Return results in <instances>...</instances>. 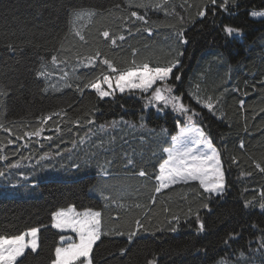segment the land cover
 <instances>
[{"label":"trees","instance_id":"obj_1","mask_svg":"<svg viewBox=\"0 0 264 264\" xmlns=\"http://www.w3.org/2000/svg\"><path fill=\"white\" fill-rule=\"evenodd\" d=\"M149 3L151 8L140 6ZM205 4L0 0V123L12 129H0V156L7 157L0 159L5 172L0 177V235L40 228L38 250L26 251L24 264H51L63 235L51 227L52 214L73 205L102 213L93 264H148L153 259L155 264H219L222 259L264 264V209L259 207L264 173L255 166L264 167V19L248 15L264 9V0H235V5L230 0L227 13L216 9L215 15L208 11L200 17ZM79 11L94 13L81 30L83 41L74 31L73 15ZM133 11L147 23L131 17ZM222 25L240 28L242 35L229 38ZM105 30L108 39L101 35ZM181 32L187 43L179 39ZM98 51L101 58L90 66L89 58ZM54 55L65 77V85L55 89L38 75L51 66ZM103 58L120 69L131 67L133 60L150 66L180 61L179 71H173L181 79L170 82L174 94L201 114L195 125L220 153L227 182L223 196H209L198 181L155 193V177L167 159L163 149L173 146L172 137L188 122L171 109L161 113L146 107L138 93L100 100L84 88L97 75L111 74ZM194 94L218 100L215 114L198 105ZM54 113L60 115L41 123ZM113 122L117 129L111 128ZM41 127L40 137L24 135ZM9 139L14 143L8 144ZM141 170L148 175L139 176ZM136 220L143 229L129 242Z\"/></svg>","mask_w":264,"mask_h":264},{"label":"snow or ice","instance_id":"obj_2","mask_svg":"<svg viewBox=\"0 0 264 264\" xmlns=\"http://www.w3.org/2000/svg\"><path fill=\"white\" fill-rule=\"evenodd\" d=\"M232 5H235V0H231ZM141 7L151 8L152 5L143 4ZM238 6V5H236ZM119 7V5H117ZM156 8H163V4L155 5ZM230 7V0H207L201 10L198 12L200 17L206 16L208 11H212L213 15L216 14V9H221L224 12H228ZM93 15L94 13L80 12L77 13L76 18L81 19L83 15ZM248 15L253 18H264V9L251 10ZM131 17H135L139 21L147 23L144 15H140L138 12L133 11L130 14ZM183 20V17H181ZM224 34L231 37H238L242 35L240 28L233 27L231 25H222ZM150 31V30H149ZM76 35L80 40H84L85 37L78 31ZM101 35L108 39L110 37L109 31L105 30ZM182 43H187L183 39V33L178 34ZM120 40H124V36H119ZM111 43L115 45L117 43L116 38L111 39ZM101 53L98 51L94 57L89 58V65L94 66L96 60L101 58ZM178 55H182L179 53ZM53 63L57 62V57L54 55L51 57ZM101 63L110 70L111 74L97 75L93 80H90L84 85V88L91 89L94 94L100 99L105 98L114 99L117 93L120 94H132L138 93L145 100V106H154L158 112H164L165 109H171L179 117H183L187 122V126L181 128L179 135L173 136V146L165 148L163 151L167 153V160L159 166V174L155 177L158 186L155 187V193H160L162 190L168 189L171 186L189 181H198L200 187L209 196L215 194V196H223L227 190L226 182V169L221 160L220 153L213 147L211 142L207 139L206 133L202 128L195 126V121L200 118L201 114L195 109L191 108L184 102L182 95L174 94V86L170 81H179L181 76L174 73V69H178L180 61L178 59L171 63L161 66H150L149 63H142L137 65L136 61L131 62V67L126 69L117 68L109 59L103 58ZM47 73L40 71L39 76L44 77ZM67 76V73H64ZM79 87V86H78ZM193 99L198 105H202L204 109H207L210 113L215 114V109L219 101H213L211 97L207 100H202L198 95H193ZM243 106V101L240 102ZM53 115L59 116L60 113L49 114L41 121L42 124H47L52 120ZM89 123L93 121L89 120ZM77 124L79 121L76 122ZM115 123V122H113ZM179 124V121H177ZM0 129L5 132L12 133L11 128L5 127L3 123H0ZM59 130V129H57ZM43 128H39L34 132H26L24 135L27 137H40ZM162 133H167V129H161ZM51 139V137H48ZM14 141L9 139L8 144H13ZM244 147L243 144L240 145ZM0 159L6 160V156H0ZM132 161L130 160L129 163ZM232 163L238 164V161L233 158ZM16 165H13L15 167ZM260 172L264 173V167L260 164L255 165ZM141 177H146L148 174L141 170L138 173ZM5 176V172L0 171V177ZM260 197L264 199V191L259 193ZM152 203H155V197H153ZM251 202H245V207H249ZM140 207V205H136ZM204 208H208V205H203ZM260 209H264V202L259 204ZM191 212V209H189ZM197 220L199 221L198 213ZM177 219L178 217H173ZM53 223L52 228L64 233L70 230L78 237V242H69L66 246H57L54 250V258L51 260V264H93V249L97 245V241L100 240L102 235V213L93 209L77 210L73 206L67 208H61L52 214ZM136 228L127 234L129 242L137 235L143 224L140 220L135 221ZM203 221H199L198 230H204ZM176 229L173 228L172 231ZM40 228L33 227L30 230L17 235H0V264H24L26 251L30 250L31 253H35L38 248V233ZM116 235H124L123 232L116 231ZM235 236V234H234ZM60 241H71L70 236L61 235ZM227 243V241L225 242ZM122 252L127 249H121ZM148 264H155V259L148 261ZM219 264H227V261L221 260Z\"/></svg>","mask_w":264,"mask_h":264},{"label":"rangeland","instance_id":"obj_3","mask_svg":"<svg viewBox=\"0 0 264 264\" xmlns=\"http://www.w3.org/2000/svg\"><path fill=\"white\" fill-rule=\"evenodd\" d=\"M80 12H84V13H88L90 11H79L77 13H80ZM77 13H75L73 15V21H74V31L75 32H79L81 33V30L82 28L92 19V15H83V17L81 19H77L76 16H77ZM254 19H264V18H254ZM60 66L59 64L57 63H52L51 66H48L44 69V71L47 73L44 77L46 78L47 82H48V85L50 88H61L65 85V77L63 75H60L59 73V69ZM117 94H120V93H117ZM116 125L117 123H114L111 125V128L113 129H117L116 128ZM197 128H201L200 126H197L195 125ZM186 127V126H185ZM107 128V127H106ZM181 128H184V127H181ZM181 128L179 129L178 133L176 134L179 135L180 133V130ZM102 129H104V127H102ZM103 131V130H102ZM105 131V130H104ZM207 139L209 140V138L207 137ZM87 141V139L85 140ZM84 141V142H85ZM210 141V140H209ZM211 142V141H210ZM174 143V142H173ZM212 144V143H211ZM213 145V144H212ZM213 147L215 148V146L213 145ZM216 149V148H215ZM217 150V149H216ZM167 154V153H166ZM168 158V157H167ZM167 160V159H166ZM158 184V183H157ZM57 230V229H56ZM59 231V230H58ZM60 232V231H59ZM61 233V232H60ZM63 235H66V236H70L72 238L71 241H68V240H65L63 241L61 244L62 246H66L67 243L69 242H78V237L75 233H72L70 230L66 231L63 233ZM98 242V241H97ZM38 246H39V237H38ZM38 250V248H37Z\"/></svg>","mask_w":264,"mask_h":264}]
</instances>
